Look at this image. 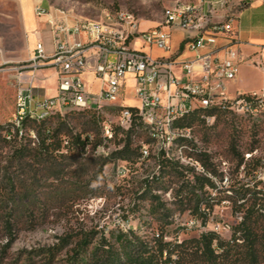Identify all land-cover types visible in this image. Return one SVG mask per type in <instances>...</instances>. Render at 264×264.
I'll list each match as a JSON object with an SVG mask.
<instances>
[{"label":"rangeland","instance_id":"obj_1","mask_svg":"<svg viewBox=\"0 0 264 264\" xmlns=\"http://www.w3.org/2000/svg\"><path fill=\"white\" fill-rule=\"evenodd\" d=\"M185 4L203 1L0 0V47L6 58L27 63L24 23L38 6L72 19H99L107 12L123 10L145 29L159 25L166 8ZM35 20L42 26L46 17ZM135 44L143 46L140 40ZM16 66L17 62L2 65L0 72ZM252 78L258 86L264 82L258 70ZM88 83L95 93L98 82L91 79ZM133 84L130 80L122 94L129 103L120 106L138 107ZM16 86L15 82L13 92L2 100L6 86L0 79V124L14 120ZM118 105L104 104L99 110L84 107L96 110L90 112L65 107L63 113L51 116L49 123L67 133L62 138L63 155L54 166L60 172L51 167L42 176L36 161L13 159L11 146H0V264H92L95 254L110 256L109 264H159L151 246L161 237L174 243L211 230L231 239L241 217L233 213L231 186L240 180L261 181L259 188L264 184V108L254 112L230 109L214 116L200 111L190 119V126L168 140L169 157L160 150L159 137L152 135V129L146 128L148 132L137 126L131 135V152L121 158L118 151L125 146L127 127L118 122ZM75 134L82 139L89 134L83 149L73 144ZM233 144L243 164L231 151ZM144 145L148 156L141 152ZM203 155H207L208 167L201 161ZM252 159L261 164L246 177ZM196 176L210 181L204 180L199 198L187 194ZM6 221L11 223L8 228ZM84 238L89 239L87 246Z\"/></svg>","mask_w":264,"mask_h":264},{"label":"built area","instance_id":"obj_2","mask_svg":"<svg viewBox=\"0 0 264 264\" xmlns=\"http://www.w3.org/2000/svg\"><path fill=\"white\" fill-rule=\"evenodd\" d=\"M35 10L37 16L48 17L54 50L47 54L43 42L39 41L33 55L26 64L19 62L18 69L54 67L57 94L37 98L31 87L18 88L12 123L19 128L28 115H35L37 121L45 118L47 109L63 113L64 106L69 105H92L99 110L104 104H126L122 94L130 78L138 100V116L149 119L159 133L160 150L169 157L167 142L173 135L169 119L174 114L204 104L247 112L264 108V94L253 92L230 98L226 93L227 84L239 73L242 58L236 38L232 36L233 19L210 21L209 15L215 11L213 3H209L208 12L203 11L201 4L165 9L163 21L146 29L141 28L132 13L123 10L107 12L99 19L83 18L72 22L61 12H57L61 17L57 21L51 11L40 6ZM174 29L195 31L193 36L182 41V51L180 47L173 51ZM138 40L143 46L162 50L168 56H154L143 51L135 46ZM185 50L194 53V57L178 61L177 56ZM7 63L8 60L3 61ZM89 69L98 82L95 93L84 80ZM244 95L251 99H245ZM118 119L126 128L131 125L132 113L118 115ZM107 133L112 136L109 129ZM141 152L148 156L146 145Z\"/></svg>","mask_w":264,"mask_h":264},{"label":"trees","instance_id":"obj_3","mask_svg":"<svg viewBox=\"0 0 264 264\" xmlns=\"http://www.w3.org/2000/svg\"><path fill=\"white\" fill-rule=\"evenodd\" d=\"M183 46L184 43L182 42L180 45L181 50ZM244 98L251 99L249 95H244ZM128 108L132 113V122L126 131L125 146L118 151L121 158H127L131 152V135L135 127L138 126L148 131L144 127L142 119L138 116V108ZM120 109L121 107H119ZM229 110L227 106L224 108L196 109L185 114L173 126L179 130L190 126V119L200 111L205 112L208 116H214L225 114ZM77 111L90 112L96 110L84 108L77 109ZM53 114L57 113L52 112L40 121L28 116L23 121L21 128L13 123L0 124V146H11L13 150L11 157L13 159L36 161L42 168L40 170L42 176H45V171L51 167L60 172V169L54 166L59 165L56 159L63 155V153H60L62 138L67 134L64 133L62 128L53 127L49 123ZM31 132L35 135V140L31 139ZM72 138H74L73 144L82 149L89 143V134L85 139H82L81 134H75ZM151 138L154 140L153 137ZM97 145L98 143L95 144V146ZM231 151L240 158V164H243L244 158L239 153L236 145L231 146ZM205 157L207 155H203L201 161L208 167ZM252 161V167L246 171V177L253 175L261 164L259 159H252ZM54 176L57 178L59 175L56 173ZM204 180L210 182L207 177L196 176V182L191 185L192 190L188 191L187 194L199 198L198 191L203 189ZM260 183L261 181H256L251 184L249 181L240 180L237 186H231L235 195L232 197L234 202L233 213H240L241 217L240 221L232 228L230 240L223 239L218 233L211 230L202 233L198 238L174 243L163 241L161 237L155 240L151 246V249L159 256V264H264V184L259 188ZM26 202H29L28 197ZM193 212L196 214L197 210ZM207 220V216H204L203 222L206 223ZM10 224V221H6L5 228H8ZM88 242V238L83 239L84 246H87ZM165 253L166 257L164 258ZM109 262L110 256L105 254H95L92 260V264H109Z\"/></svg>","mask_w":264,"mask_h":264},{"label":"crops","instance_id":"obj_4","mask_svg":"<svg viewBox=\"0 0 264 264\" xmlns=\"http://www.w3.org/2000/svg\"><path fill=\"white\" fill-rule=\"evenodd\" d=\"M202 1L203 4L201 5H203L204 12H208L209 3L215 4V11H213L212 14L209 15L210 21L219 22L228 18L233 19L234 31L232 36L236 38V47L240 52L242 63L235 80L230 81L226 86L227 95L230 98H233L238 94H248L253 92L264 94V82L261 86H258L257 82L252 78V72L254 70L260 71L264 77V0ZM218 1H223L224 3H217ZM52 13L55 15L57 21L61 19L60 15L57 12ZM35 17H39L36 14V10H34V15L32 14L31 16H29V19L27 18L24 23L25 32L27 33L28 60L35 52L36 45L39 41L43 42L47 54H52L54 50L52 31L47 23L48 17L40 16L46 17L45 23H43L42 26H39L37 24ZM73 20L74 18L68 19L69 22H72ZM176 32L180 33V35L176 36ZM194 34L195 31L193 30L174 29L173 51H176L180 47L184 39L193 36ZM220 43L222 44L223 40H220ZM138 48L142 49L143 51H147L154 56H168V53H165L162 50L156 48H150L147 46H139ZM220 55H222V52L220 53ZM177 57L178 61H186L192 59L194 57V53L185 50L181 55H178ZM4 60H8V63L22 62L17 59V57L6 58L3 54V56L0 57V66L6 65L3 64ZM259 63H261V65H258ZM91 67L92 63L90 64V69ZM90 69L84 74V80L87 85H89L88 82L91 81V79H94V76ZM0 79L5 83L6 86L5 94L2 100L7 98L9 94L13 92V86L15 82L17 83L16 91L20 87H31L33 89V94L37 98L43 96L52 97L57 94V74L54 67L52 66H44L40 69L26 67L23 71H20L18 69V66L9 67L0 72ZM128 81H130V78L128 79ZM232 86L235 87L233 90H231ZM16 91L14 97L15 106ZM127 103L129 102H126V104ZM120 105L123 104H119L118 106Z\"/></svg>","mask_w":264,"mask_h":264},{"label":"bare ground","instance_id":"obj_5","mask_svg":"<svg viewBox=\"0 0 264 264\" xmlns=\"http://www.w3.org/2000/svg\"><path fill=\"white\" fill-rule=\"evenodd\" d=\"M166 10H175V7H169V8H166ZM86 106H89V105H69V106H64L65 107H68V108H72V109H83L84 107ZM118 107H121L120 109V114L119 115H123L125 113H131V110H129L128 107H123V106H118ZM212 107H215L214 105H211V104H204V105H199L195 108H190V110H184L183 113H179V114H174L173 117H171L169 119V129L172 130V134L174 135V133H176V131H178L179 129L175 128L173 125L174 123L179 120L180 118H182L185 114L189 113L190 111H193V110H196V109H209V108H212ZM216 107H226V106H216ZM138 108V107H137ZM235 110H239V109H235ZM241 110H245V109H241ZM246 111V110H245ZM54 112V109H47L46 110V116L49 115L50 113ZM30 116L31 118H35L36 119V116L35 115H28ZM142 119V122L144 124V127L145 128H150L152 129V135L154 137H159V133L157 130H155V127L152 126V123L149 122V119L147 118H141ZM129 127V126H128ZM127 127V128H128ZM149 131V130H148ZM173 135L170 136V139H173ZM157 140V139H156ZM175 140V139H174ZM168 145V144H167ZM171 148V147H170ZM146 153H148V150H146ZM168 153V152H167Z\"/></svg>","mask_w":264,"mask_h":264}]
</instances>
